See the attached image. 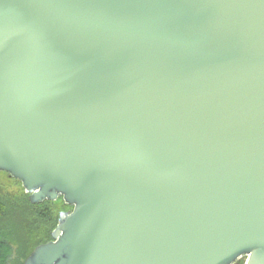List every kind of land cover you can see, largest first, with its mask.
Masks as SVG:
<instances>
[{
  "label": "water",
  "instance_id": "1",
  "mask_svg": "<svg viewBox=\"0 0 264 264\" xmlns=\"http://www.w3.org/2000/svg\"><path fill=\"white\" fill-rule=\"evenodd\" d=\"M0 171L22 264H264V0H0Z\"/></svg>",
  "mask_w": 264,
  "mask_h": 264
},
{
  "label": "trees",
  "instance_id": "2",
  "mask_svg": "<svg viewBox=\"0 0 264 264\" xmlns=\"http://www.w3.org/2000/svg\"><path fill=\"white\" fill-rule=\"evenodd\" d=\"M9 183L15 188L9 190ZM66 207L61 198L30 203L20 181L0 171V264H22L36 245L50 240Z\"/></svg>",
  "mask_w": 264,
  "mask_h": 264
},
{
  "label": "flooded vegetation",
  "instance_id": "3",
  "mask_svg": "<svg viewBox=\"0 0 264 264\" xmlns=\"http://www.w3.org/2000/svg\"><path fill=\"white\" fill-rule=\"evenodd\" d=\"M69 209H71V207H70V206H68V207L64 208V209H63V211H66V210H69ZM239 262H240V259H238V260L234 261L232 264H238Z\"/></svg>",
  "mask_w": 264,
  "mask_h": 264
},
{
  "label": "rangeland",
  "instance_id": "4",
  "mask_svg": "<svg viewBox=\"0 0 264 264\" xmlns=\"http://www.w3.org/2000/svg\"><path fill=\"white\" fill-rule=\"evenodd\" d=\"M10 185H11V187H9V188H8L9 190H11V189L15 188V186H13L12 184H10V183H9V185H8V186H10Z\"/></svg>",
  "mask_w": 264,
  "mask_h": 264
}]
</instances>
